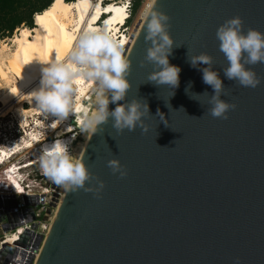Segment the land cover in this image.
I'll list each match as a JSON object with an SVG mask.
<instances>
[{
    "label": "water",
    "instance_id": "water-1",
    "mask_svg": "<svg viewBox=\"0 0 264 264\" xmlns=\"http://www.w3.org/2000/svg\"><path fill=\"white\" fill-rule=\"evenodd\" d=\"M154 7L170 17L168 60L180 69L179 85L148 81L144 17L124 55L126 99L147 103V131L118 133L109 119L89 136L78 157L104 187L98 195L63 191L33 264H264V64L250 66L262 78L258 87L237 86L224 77L228 62L215 35L237 16L245 33H264V0H155ZM201 53L213 58L221 99L236 105L227 120L208 114L213 90L198 70L206 65L193 68L188 59ZM112 159L126 176L112 173ZM23 201L33 217L35 198ZM13 253L2 244L0 264Z\"/></svg>",
    "mask_w": 264,
    "mask_h": 264
},
{
    "label": "clouds",
    "instance_id": "clouds-1",
    "mask_svg": "<svg viewBox=\"0 0 264 264\" xmlns=\"http://www.w3.org/2000/svg\"><path fill=\"white\" fill-rule=\"evenodd\" d=\"M129 4L130 0L125 3L124 8L127 9ZM154 5L155 0H152V4L148 6L150 11L145 12L144 38L150 46L146 49L144 61L153 65V71L147 79L155 85H167L174 89L179 85L180 69L171 65L168 60L174 44L169 34L170 17ZM215 35L219 41V50L228 62V66L222 69L224 77L240 87H258L262 78L250 66L264 64V33L252 28L245 33L243 21L237 16L220 25ZM123 44L124 41L117 42L107 31L88 28L79 37L67 62H60L58 56L55 62L41 68L39 84L28 95L45 118H54L51 124L53 129L72 112L73 94L76 91L73 86L88 81L90 85H94L92 90L95 95V110L89 115L88 110L84 109L85 117L80 120L81 131L96 135L103 131L102 126L109 119L118 133L124 130L132 132L137 127L147 131L142 119L149 113L147 103L126 99L130 89L127 76L131 61L124 55ZM188 59L193 68L206 65L198 70L202 73L203 83L213 90L208 101L211 106L208 114L216 119L227 120V113L235 110L236 105L221 99L225 87L218 72L213 71V58L201 53ZM143 66L142 62L141 67ZM190 87L191 83L185 89L186 93ZM109 104L115 105L111 111ZM80 110L81 106L77 104L76 111ZM38 163L42 174L67 193L83 190L98 195L104 187L103 182L89 172L83 159L74 157L67 143L60 139H54L43 146ZM107 166L114 175L119 173L121 178L126 176V171L118 160H109ZM92 180H96L98 185L95 189L85 186L86 182L91 183ZM235 264H239V258Z\"/></svg>",
    "mask_w": 264,
    "mask_h": 264
},
{
    "label": "bare ground",
    "instance_id": "bare-ground-1",
    "mask_svg": "<svg viewBox=\"0 0 264 264\" xmlns=\"http://www.w3.org/2000/svg\"><path fill=\"white\" fill-rule=\"evenodd\" d=\"M101 17L103 18L101 19ZM127 18L128 13L124 5L121 6L112 3L102 4L100 2L93 4L92 0H79L78 2L71 3H66L63 0H54L48 9L35 15L33 29L26 27L21 28L11 39L15 50L11 56L7 57V63H0V77L2 80L8 81L7 72L3 68V66H5V69L16 77V81L6 90L7 92L5 91L2 98L3 104L6 106L12 105L10 104L12 101L15 100L16 102V100L20 98L24 104L27 103L30 107L28 111L22 108L24 113H30L32 116L42 115L28 95L31 90L36 88L39 84L41 68L47 66L48 63L55 62L58 56L60 57V62H67L71 51L75 49L79 41V37L88 28L100 29L101 32L107 31L108 35L113 37L117 42L121 40L124 41L123 47L127 50L132 39L127 41L124 35L118 36L120 33L119 26L125 24ZM137 28L138 27H136L134 33L137 32ZM134 33L132 38L135 35ZM3 48H5V46H3ZM126 50L124 51L126 52ZM73 87L76 91L73 94L72 112L69 117L62 122H70V118H75L79 125L80 120L85 117L84 109H86V107L83 104V100L89 98L88 95L94 85H90L88 81H84L82 84L74 85ZM13 89H16V91L14 92ZM77 104L81 106L80 111H76ZM20 118L21 122H23L22 124L27 126L25 117L21 116ZM39 123L36 121V128H31V132L27 135L29 137V139L27 138L28 140H22L18 144L8 142L0 147V165L10 159L11 156L15 155L20 149L32 148L39 142L38 136L35 133L37 128L40 129L38 126ZM57 127L55 129H57ZM55 129L50 127L49 132H54ZM73 130L74 128L68 125L67 132H73ZM89 136L90 134L88 138ZM33 137H36V139L34 140ZM62 141L66 142L67 140L63 139ZM76 157H78V155ZM23 168H27V165L13 168L9 171L7 170L6 174L10 176L15 175ZM59 187L60 186L57 187L56 191ZM63 191L64 189L60 192L61 196ZM60 198L54 200V212ZM16 243H19V239L7 242V244Z\"/></svg>",
    "mask_w": 264,
    "mask_h": 264
},
{
    "label": "rangeland",
    "instance_id": "rangeland-1",
    "mask_svg": "<svg viewBox=\"0 0 264 264\" xmlns=\"http://www.w3.org/2000/svg\"><path fill=\"white\" fill-rule=\"evenodd\" d=\"M134 1L135 0H131V5H133ZM151 1L152 0H139V4L137 6L136 11L132 12V8L130 9V19L124 26V30H123L125 34H121L122 30H120L119 36L124 35L127 41L131 40L136 27L139 28L142 18L144 17L145 12L147 11L148 6L150 5ZM97 2H98L97 0H92L93 4H96ZM116 2H118V5H119L123 2V0H117ZM102 18L103 17H101V19ZM18 30L14 32L11 38H7V39L0 41V63H7L8 62L7 57L11 56V54L15 50V47L13 43L11 42V39L14 37V35H16V32ZM3 46H5V48H3ZM124 54H125V51H124ZM3 68L7 72L8 81H4L0 77V147L4 146V144L8 142L18 144L22 140H28L29 137L27 135L28 133L31 132L30 130L32 127L33 129L36 128L35 126L36 121L38 123L40 122L42 125L39 123L38 126L40 127V129L37 128L38 131L35 129L36 130L35 133L38 136L39 142L34 147L27 148V149H20L15 155L11 156L10 159H8L6 162L0 165V187L7 184V185L12 186L16 192H20L21 191L20 185L22 183L28 182L32 191L34 192L40 191V189L42 188H46L47 191H43V194L45 195L46 193L47 198H48V195L50 194L49 191L51 192L53 191L54 194H51L52 199L50 201V213L48 214L47 217H44L43 218L44 221L41 222V224H44L42 229H43V233L45 234L47 232L46 230L48 229L50 225V221L54 213V208H55L54 200L60 198L61 196L60 192L63 188L59 187V189L56 191L58 186L55 185L52 181H50L47 177H45L42 174L41 169L39 167V163H38L39 157L41 155V150L43 146L46 143H48V141L50 140L53 141L54 139H58V138H68L69 140L67 141H69V146H68L69 151L74 157H76L77 155H79L85 143L87 142L89 133H85L81 131V124L78 125L77 120H75V118H70L71 119L69 120L70 122L60 123L58 125L59 128L57 127V129H55L54 132H49L51 124L54 122V118L51 116L45 118L44 114L32 116L30 113H24L22 111V108L23 109L25 108V110L28 111L30 107L27 103L24 104L20 98L16 100V102L15 100L12 101V103H10L12 105H7V106L4 105L2 98L5 94V91L10 86H12L13 82L16 81V77L10 71H7L5 69L6 68L5 66H3ZM88 96L89 98L83 100V104L88 110V114L91 115V113L95 110V104H94L95 95L93 93V90L90 91ZM20 115L25 117L27 121V126L22 124L23 122H21ZM68 125H71L74 128L73 132H67ZM73 137H75V141L72 142ZM27 162H32L31 164L29 163V165L34 164L33 168L23 169L19 171V173L12 175V176L6 174L7 170L9 171L10 169L18 168L17 166L23 165ZM31 170H33L32 178L39 177L41 179L42 182L40 186H38L37 180L33 181L32 179H26L27 174H29ZM20 173L22 175H19ZM27 229H28L27 227L22 226V227H18L17 232L14 234H7L6 232L5 233L6 238H5L4 243L7 244V242H9L10 240L14 241L15 239H20L19 235H23L24 231H26ZM3 236L4 234L0 232V241L3 239ZM44 237H43V240H44ZM16 244H8V245H16ZM36 256L37 254L35 255L34 258H36Z\"/></svg>",
    "mask_w": 264,
    "mask_h": 264
},
{
    "label": "built area",
    "instance_id": "built-area-1",
    "mask_svg": "<svg viewBox=\"0 0 264 264\" xmlns=\"http://www.w3.org/2000/svg\"><path fill=\"white\" fill-rule=\"evenodd\" d=\"M102 4L112 3L117 4V0H97ZM128 0H123V2L119 5L123 6L127 3ZM131 0L130 4L127 7L126 11L128 13V18L125 20V24L119 26V31L122 30L121 34H125L124 26L130 19V9H131ZM120 34H118L119 36ZM61 140L68 138H60ZM75 141V137H73L72 142ZM52 142L51 140L48 143ZM71 142V143H72ZM67 145L69 146V141H66ZM69 148V147H68ZM32 162H27L23 165H19L17 167H22L27 165V168L23 169H30L33 168L34 164L29 165ZM21 169V170H23ZM19 175H22L21 173ZM33 170L27 174L26 179H32L33 181L37 180L38 186L41 184V179L39 177L32 178ZM4 184V183H3ZM22 191L16 192L12 186L5 184L4 186L0 187V232L4 234L3 239L0 241V248L1 245L4 244L5 241V231L4 227H8L7 233L14 234L17 232L18 227H27L28 229L24 231L23 235H19V243L16 245H11L14 247V253L12 256V260L9 264H33L34 257L38 254V251L42 245L43 237L45 234L43 233L42 227L44 224H41L44 217H47L50 213V201H51V194H54L53 191H49L50 194L45 195L43 191H47L46 188L40 189V191L34 192L32 191L30 185L27 183H22L20 185ZM24 196H32L35 198V205L32 206L33 217L29 212H24L25 209H28L27 206L24 204L23 197ZM12 199L16 201V205H12ZM52 204V203H51ZM49 211V213H48ZM4 231V232H3ZM47 231V230H46ZM23 236V237H22Z\"/></svg>",
    "mask_w": 264,
    "mask_h": 264
},
{
    "label": "trees",
    "instance_id": "trees-1",
    "mask_svg": "<svg viewBox=\"0 0 264 264\" xmlns=\"http://www.w3.org/2000/svg\"><path fill=\"white\" fill-rule=\"evenodd\" d=\"M54 0H0V41L11 38L14 32L22 27L33 29L34 18L48 9ZM66 3L79 0H63ZM139 0L131 6L135 12Z\"/></svg>",
    "mask_w": 264,
    "mask_h": 264
},
{
    "label": "snow or ice",
    "instance_id": "snow-or-ice-1",
    "mask_svg": "<svg viewBox=\"0 0 264 264\" xmlns=\"http://www.w3.org/2000/svg\"><path fill=\"white\" fill-rule=\"evenodd\" d=\"M13 91L15 92L16 90H15V89H13Z\"/></svg>",
    "mask_w": 264,
    "mask_h": 264
}]
</instances>
